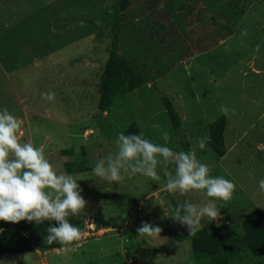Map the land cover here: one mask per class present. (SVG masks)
Returning <instances> with one entry per match:
<instances>
[{"label":"rangeland","instance_id":"374dc122","mask_svg":"<svg viewBox=\"0 0 264 264\" xmlns=\"http://www.w3.org/2000/svg\"><path fill=\"white\" fill-rule=\"evenodd\" d=\"M113 4L0 0V111L7 108L21 121L20 142L43 147L58 171L78 180L88 201L81 218L69 217L84 232L80 241L44 253H5L0 261L28 254L17 264H153L151 254L158 251L166 252L165 258L157 256L158 264H183L171 260L182 251L167 253L174 236L188 229L170 216L184 201L202 205L213 198L205 190L168 193L167 176L175 174V165L161 156L159 181L137 173L109 183L93 172L98 158L116 152L118 134L132 122L153 143L163 145L166 131L172 150L195 148L211 176L235 183L232 199L243 202L230 219L237 232L252 209L264 212L259 188L264 150L257 147L264 143V0H130L120 15L117 50L136 59L128 66L140 82L101 111L98 83L111 44ZM46 91L55 93L53 100L42 98ZM164 96L177 113V127L165 111ZM221 105L235 114H222ZM220 118L226 123L219 145L225 152L232 147L225 159L209 141L203 150L195 143L197 137L210 138ZM81 147L90 170L66 168L65 161L80 159ZM68 148L72 153H60ZM217 204L222 216L216 224L229 209L224 201ZM88 217L94 229L83 223ZM142 222L161 227L160 236L140 237L136 229ZM254 261L264 263V247L243 248L233 264Z\"/></svg>","mask_w":264,"mask_h":264},{"label":"clouds","instance_id":"9594fccd","mask_svg":"<svg viewBox=\"0 0 264 264\" xmlns=\"http://www.w3.org/2000/svg\"><path fill=\"white\" fill-rule=\"evenodd\" d=\"M41 96L53 100L55 93L46 91ZM219 111L224 115L229 112L235 114V109L225 105H221ZM151 127L160 129L159 124ZM20 129L21 121L16 116L7 108L0 111V221L36 224L55 221L56 226L47 228V244L72 245L83 238V232L69 222V217L81 218L88 201L81 195L78 180L71 174L58 171L46 158L43 147L20 142ZM161 137L165 141L163 145L145 138L143 132L119 133L115 141L116 152L98 158L93 172L109 183L122 181L125 175L131 178L137 173L159 181L157 156L163 157L166 162L175 165V174L167 176L165 188L168 193L184 195L190 190H205V195L213 198L202 205L184 201L175 207L174 214L170 216L174 222L187 227L189 235H193L204 228L201 223L204 217L217 220L221 216L217 200L227 202L232 199L236 185L223 176H211L210 166L197 158L195 148L176 152L167 146L170 137L166 131L161 132ZM209 139L207 136L197 137L195 143L203 150ZM257 147L264 150V143ZM259 188L264 191V179L259 180ZM136 231L140 237H154L160 236L162 228L142 222ZM27 255L17 260H25ZM17 260L0 261V264H17Z\"/></svg>","mask_w":264,"mask_h":264},{"label":"trees","instance_id":"16d2710c","mask_svg":"<svg viewBox=\"0 0 264 264\" xmlns=\"http://www.w3.org/2000/svg\"><path fill=\"white\" fill-rule=\"evenodd\" d=\"M130 0H114L113 4V24L111 44L103 71L99 78V100L98 108L105 111L111 102L134 88L140 82V78L135 71L129 67V64H136V59L127 58L118 53V34L120 31V15L128 5ZM127 65V66H126ZM163 102L165 111L174 127L178 125L177 113L173 108L171 101L164 96ZM225 118H220L216 127L211 130L209 145L220 156L225 153V148L219 145L220 130L223 129ZM141 133L135 122L130 123L124 134ZM72 149H62L61 154L72 153ZM79 160L65 161L66 168H72L76 172H85L90 170L86 159V152L83 147L80 148ZM204 228L198 230L195 234L189 235L188 230L183 234L189 238L192 243V253L197 264H233L243 248H248L252 252H257L264 247V212L259 208H254L243 218L241 226L242 232H237L234 227L228 223L221 222L216 224L213 220L203 218L201 221ZM56 226L55 221H45L42 224L35 222L21 221L19 223L5 222L0 230V255L5 253H22L32 250H38L44 253L48 250L57 249L61 246L58 243L48 245L45 237L47 228ZM182 235H176L179 240ZM249 264H264L260 261H254Z\"/></svg>","mask_w":264,"mask_h":264},{"label":"crops","instance_id":"0c3cea01","mask_svg":"<svg viewBox=\"0 0 264 264\" xmlns=\"http://www.w3.org/2000/svg\"><path fill=\"white\" fill-rule=\"evenodd\" d=\"M231 150H232V147H229V149L225 152L226 154H225V157L223 159L226 158V156L228 155V153ZM226 204H227L226 206L229 207V209L225 213V214H227L225 216V219L221 222H225V223H228L231 225L232 222L230 219L234 218L233 214L241 212L243 202H242V199L239 200L237 198H234V199H232L231 202H226ZM221 216H222V214H221ZM169 245L172 246L173 248L168 249L169 252L167 254H173L176 251H182V255L180 252H177L178 256H177V253L175 255H173L171 257L172 261L181 262L183 264H187V263L193 264L195 262L193 256H192V259H186L188 254L190 253V251L192 252V243H191V240L189 238H185L184 236H182L181 238H179V240H177L174 236V238L169 243ZM160 254L163 255L164 258L166 257V252L164 253V252H158L157 251L154 254H151V262L153 264H158L157 256Z\"/></svg>","mask_w":264,"mask_h":264},{"label":"built area","instance_id":"2783aa9c","mask_svg":"<svg viewBox=\"0 0 264 264\" xmlns=\"http://www.w3.org/2000/svg\"><path fill=\"white\" fill-rule=\"evenodd\" d=\"M85 220H87L88 222H86V223H89L88 225H85L88 229H94V225H95V223H94V225H93V223L91 222V220H92V218L90 219L89 217L88 218H86ZM84 233V232H83Z\"/></svg>","mask_w":264,"mask_h":264}]
</instances>
